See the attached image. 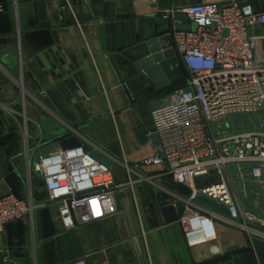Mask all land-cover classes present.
<instances>
[{
	"label": "crops",
	"instance_id": "crops-1",
	"mask_svg": "<svg viewBox=\"0 0 264 264\" xmlns=\"http://www.w3.org/2000/svg\"><path fill=\"white\" fill-rule=\"evenodd\" d=\"M245 1L264 12V0ZM229 2L0 0V52L10 49L19 58V66L8 70L0 57V197L14 194L35 206L31 222L0 232L4 264H226L243 253L249 236L241 220L218 222L217 238L194 246L179 221L165 222L157 195H178L177 186L166 167L144 165L157 151L135 132L151 131V111L174 89L159 91L124 55L158 38V19L167 11ZM81 9L92 19H83ZM251 34L264 58V26ZM54 88L80 121L72 135L104 153L122 186L114 213L75 230L63 227L59 205L50 201L36 170L38 156L63 151L61 139L47 138L39 126L47 117L40 99ZM235 194L241 211L253 213L259 199L252 205Z\"/></svg>",
	"mask_w": 264,
	"mask_h": 264
},
{
	"label": "built area",
	"instance_id": "built-area-1",
	"mask_svg": "<svg viewBox=\"0 0 264 264\" xmlns=\"http://www.w3.org/2000/svg\"><path fill=\"white\" fill-rule=\"evenodd\" d=\"M177 14L185 15L197 30L173 35V50L186 79L151 111L149 134L157 135L164 156L157 153L144 165L166 167L176 186L191 190L188 198L176 195L184 205L178 221L191 246L215 240L218 222L235 220H241L239 227L249 238L264 240V217L241 211L229 175L231 167H249L250 179L264 184V58H259L251 34L264 26V12L245 0H230L171 9L165 16ZM238 115L260 116L256 129L220 135L226 122ZM89 147L83 144L41 157L36 167L50 201L59 205L66 230L114 213L116 196L122 192L112 167L94 156L104 153ZM198 177L210 186L197 189ZM200 197L224 205L230 217L210 210ZM34 207L32 200L14 194L1 196L0 232L15 222H31ZM77 264H85V259Z\"/></svg>",
	"mask_w": 264,
	"mask_h": 264
},
{
	"label": "water",
	"instance_id": "water-1",
	"mask_svg": "<svg viewBox=\"0 0 264 264\" xmlns=\"http://www.w3.org/2000/svg\"><path fill=\"white\" fill-rule=\"evenodd\" d=\"M82 18L91 20V16L83 12L81 9ZM185 15H169L161 16L158 19L159 30L158 38L147 44H142L125 52V56L135 62L137 66L144 70L155 82L159 91L168 89H177L186 79V71L181 61L176 57L173 50V35L177 31H196V24H175V22H187ZM101 39L104 44V35L101 34ZM2 62L7 64V69L11 70L19 66V58L12 50H4L0 52ZM48 98L40 99V102L45 107L47 117L39 123V126L45 133L46 137L61 139V147L63 151L81 147L83 144L79 139L72 135V130L79 127L75 112L69 106L65 98L57 89H51L47 93ZM264 108V104L262 106ZM18 130L16 124L11 121V132ZM135 135L142 145L152 143L157 153L164 156L163 148L157 135L149 134L145 128L141 127L136 130ZM94 156L106 165H110L108 160L99 153ZM40 163V156L36 158ZM165 165H167L166 161ZM197 189H204L210 186V183L204 177L195 179ZM177 193L185 198L191 195V190L184 186H177ZM159 206L166 223L178 221L179 216L184 211V205L177 202L176 195H170L165 192H160L157 195ZM199 202L205 204L210 210L218 212L226 217H230V212L227 207L221 205L206 197H200ZM231 256V255H230ZM4 254H0V264H4ZM232 258L226 264H264V240L259 238H249L247 240V248L239 256H231Z\"/></svg>",
	"mask_w": 264,
	"mask_h": 264
},
{
	"label": "rangeland",
	"instance_id": "rangeland-1",
	"mask_svg": "<svg viewBox=\"0 0 264 264\" xmlns=\"http://www.w3.org/2000/svg\"><path fill=\"white\" fill-rule=\"evenodd\" d=\"M260 116L238 115L228 120L220 130V135H233L235 133L253 131L256 129L257 122ZM229 175L234 188L241 200H253L251 203L254 205V198H258L255 209L252 208L251 212L262 214L264 211V184H258L250 179L249 167H231ZM249 200H247L249 202ZM257 210V211H256Z\"/></svg>",
	"mask_w": 264,
	"mask_h": 264
},
{
	"label": "trees",
	"instance_id": "trees-1",
	"mask_svg": "<svg viewBox=\"0 0 264 264\" xmlns=\"http://www.w3.org/2000/svg\"><path fill=\"white\" fill-rule=\"evenodd\" d=\"M182 86V85H181ZM181 86H179L178 88H180Z\"/></svg>",
	"mask_w": 264,
	"mask_h": 264
}]
</instances>
